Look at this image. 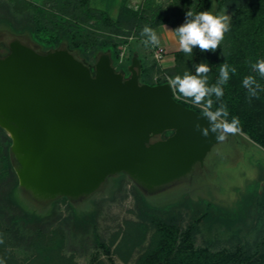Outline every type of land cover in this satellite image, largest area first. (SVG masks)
Masks as SVG:
<instances>
[{
    "label": "trees",
    "instance_id": "trees-1",
    "mask_svg": "<svg viewBox=\"0 0 264 264\" xmlns=\"http://www.w3.org/2000/svg\"><path fill=\"white\" fill-rule=\"evenodd\" d=\"M52 1L54 7L50 8L48 3ZM105 1L107 9L97 10L90 7L91 0H46L43 5L28 3L26 12H21V7L1 3L0 27L13 36L28 35L29 41L42 51L66 48L88 66L92 74L97 58L107 54L116 72L128 77V66L135 57L140 64L139 83L149 86L170 83V77L182 76L185 71L195 74L194 65L200 62L210 67L207 83L211 86L219 78L220 66L227 63L230 78L223 85V97L217 101L212 96L213 110L221 103L226 105L228 121L239 118V130L234 137L247 140L264 153V91L258 92V98L249 100L242 84L244 77L251 75L264 89V77L253 71L249 63L264 59V0H171L167 4L139 0L137 9L127 6L130 0ZM112 9L116 11L114 17L110 15ZM189 11H209L214 15L230 13L229 30L215 51L201 52L198 47L192 49L191 55L177 51L173 54L171 69H161L156 60L149 62L138 54V44H144L146 38L141 36L145 25L153 30L164 25L175 29L184 22ZM1 47L8 50L4 44H0ZM147 47L151 51L157 49L153 45ZM121 52H124L122 58ZM233 67L235 74L231 72ZM156 74L161 76L155 78ZM173 98L185 108L203 114V105L193 104L176 89ZM11 143V138L0 127V189L6 190L0 195V260L4 264H19L5 250L7 246L18 245L17 242L31 253L30 258L20 264H79L73 254L66 256L63 252L66 231L62 224H70L83 235H91L96 251L89 264H106L99 258V252L107 259L116 257L128 264L147 239V245L133 264H264V235H257L256 225L257 220L264 223V184L261 189L255 184L232 209L208 203L200 209L202 201H192L187 195L174 202L155 205L134 185L136 220L126 221L123 229L103 242L96 232L95 211L79 215L72 206L74 200L65 197L39 203L19 187ZM124 177L123 173L117 174L107 178L106 183L116 178L118 186ZM20 189L32 202L49 206L47 215L27 210L18 197ZM59 202L67 204L69 215L61 225L54 227L56 218L53 217H56ZM182 210L187 215L184 227L180 224ZM222 227L224 229L219 230ZM204 234L207 237L204 244L196 245L197 237ZM216 241H224L225 246L216 249Z\"/></svg>",
    "mask_w": 264,
    "mask_h": 264
},
{
    "label": "water",
    "instance_id": "water-1",
    "mask_svg": "<svg viewBox=\"0 0 264 264\" xmlns=\"http://www.w3.org/2000/svg\"><path fill=\"white\" fill-rule=\"evenodd\" d=\"M133 1L127 6L137 9ZM0 44L8 49L0 57V127L12 141L19 187L37 202L88 197L121 173L153 193L192 177L220 143L195 129L207 119L176 102L170 83H139L137 59L125 78L107 54L92 74L63 47L42 51L11 34Z\"/></svg>",
    "mask_w": 264,
    "mask_h": 264
},
{
    "label": "rangeland",
    "instance_id": "rangeland-1",
    "mask_svg": "<svg viewBox=\"0 0 264 264\" xmlns=\"http://www.w3.org/2000/svg\"><path fill=\"white\" fill-rule=\"evenodd\" d=\"M155 1L157 4H167L171 0ZM45 2L46 0H0V4L4 3L9 7H21V12H26L25 10L28 8V3L43 5ZM138 2L140 1L135 0L132 2V5L135 6ZM25 4L26 8H24ZM107 4L108 3L105 0H91L90 7L97 10H106ZM52 6L54 7L53 1L48 3V7L52 8ZM115 13V9L110 10V15L112 17H114ZM223 13L230 16L229 12ZM154 31L159 38V44L156 45V48H161L165 52L162 61H157L156 64H158L161 69H171L174 66V59L171 56V51L179 48L178 38L176 36L177 45L175 47H170L168 45L165 46L161 43V34L158 33L157 29ZM8 32L9 31L6 28L0 27V38L10 34ZM23 38L27 39L28 35H24ZM138 48V54L144 56L147 61L151 62L153 59L156 60L155 57L157 51H151V49L145 46V44L140 43L138 44ZM7 53L8 50L3 47L0 48V55H5ZM133 59L136 58L134 57ZM165 60L167 61L165 62ZM124 70H126V68ZM160 76L161 74H156L155 78ZM263 179L264 153L257 146L249 143L247 140L232 137L228 141H223L215 145L206 156L203 168L196 170L192 177H187L179 182L169 184L165 188L154 190L153 193L149 191V193H144V195H146L150 203L155 205L172 201L174 202L179 200L182 196L187 195L192 201H202L200 209H204L205 204L207 203L221 208L224 207V209H232L239 198H241L243 194H246L250 188H253L255 184L260 185L261 189L264 184ZM114 180L110 179L107 183L105 181L101 188L92 195L74 199L72 202V206L79 215L93 211L96 212V232L103 242H107L116 231L123 229L126 221L136 220L133 213L135 207L132 194L134 191V185H137L126 174L118 186ZM3 189H0L1 196H3V193L6 191ZM18 197L27 210L39 213L41 216L47 215L49 206L43 207L39 205L40 202L37 204L32 202L22 189L18 192ZM10 213L12 212L10 211ZM185 213L186 211H181L182 220H180V224L183 227L187 223V215ZM68 215L69 209L67 204L59 202L55 212L56 217H53L56 218L55 226H53L56 227L61 225V223L67 219ZM256 225L259 230L257 235L259 233L264 235L263 221L257 220ZM62 226L66 231L64 254L66 256L73 254L74 261L79 264H89V260L96 251L92 243L91 235H83L70 224H62ZM222 229H224V227L219 230ZM252 235L251 237H253ZM205 238H207L205 234L198 236L196 245L204 244ZM247 239L249 241L252 240L248 236ZM8 240L9 239L7 238V241ZM223 242L224 241H222V243L221 241H216V249L225 246V242ZM147 243L148 239L143 247L134 253L128 264H133L134 260L143 251V248H145ZM16 244L18 245L13 247L7 246L5 250L14 261L20 264L23 263L25 259L30 258L31 253L26 250L24 244H21L20 242H17ZM99 258L106 264H123L116 257L107 259L102 252H99ZM108 260H111L112 262Z\"/></svg>",
    "mask_w": 264,
    "mask_h": 264
},
{
    "label": "clouds",
    "instance_id": "clouds-1",
    "mask_svg": "<svg viewBox=\"0 0 264 264\" xmlns=\"http://www.w3.org/2000/svg\"><path fill=\"white\" fill-rule=\"evenodd\" d=\"M230 16L225 13L214 15L209 11L193 13L186 12L184 22L175 29L174 32L178 38L179 48L186 54H192V49L198 47L201 52L215 51L223 40L224 33L229 30ZM166 27V26H165ZM141 36L146 37L143 40L145 46L159 44V38L156 32L145 25L141 31ZM250 67L261 77H264V59H258L254 63L251 61ZM195 67V74L185 71L183 75L170 77V86L176 89L182 96L189 98L195 105H203V117L208 121V127H202L199 123L194 127L202 136L208 137L213 134L218 142L224 141L229 134H235L239 130V118L233 117L228 121L229 115L226 105L219 104L213 110L214 95L216 100H220L223 95V85L229 80V66L224 63L220 66V75L217 82L211 86L207 83V74L210 67L205 62H200ZM235 74L236 69L231 68ZM243 87L247 89L249 100L258 98V92L264 91L256 79L249 75L242 81ZM0 264H4L0 260Z\"/></svg>",
    "mask_w": 264,
    "mask_h": 264
},
{
    "label": "crops",
    "instance_id": "crops-1",
    "mask_svg": "<svg viewBox=\"0 0 264 264\" xmlns=\"http://www.w3.org/2000/svg\"><path fill=\"white\" fill-rule=\"evenodd\" d=\"M158 33H160L161 34V36H162V44L163 45H168V46H170V47H175L177 44V42H176V35H175V33L174 32H172V31H170V30H172V28H170V27H168V26H166L165 27V25L164 26H161V27H159L158 29ZM177 51H180V48H177V49H175V50H172L171 52V56L173 57V54L175 53V52H177ZM168 60V59H167ZM167 60H165V62L167 61Z\"/></svg>",
    "mask_w": 264,
    "mask_h": 264
},
{
    "label": "built area",
    "instance_id": "built-area-1",
    "mask_svg": "<svg viewBox=\"0 0 264 264\" xmlns=\"http://www.w3.org/2000/svg\"><path fill=\"white\" fill-rule=\"evenodd\" d=\"M158 49V48H157ZM155 50V51H157V55H156V57H155V59H156V61H162V59H163V57H164V55H165V52H164V50L163 49H158V50ZM124 56V52H121V54H120V58H122Z\"/></svg>",
    "mask_w": 264,
    "mask_h": 264
},
{
    "label": "flooded vegetation",
    "instance_id": "flooded-vegetation-1",
    "mask_svg": "<svg viewBox=\"0 0 264 264\" xmlns=\"http://www.w3.org/2000/svg\"><path fill=\"white\" fill-rule=\"evenodd\" d=\"M8 54V53H7ZM7 54L5 55H0V57H4L6 56ZM126 78V77H125ZM173 134V132L169 131V132H165L163 133L162 135L159 136V140H165L167 139L168 137H170L171 135Z\"/></svg>",
    "mask_w": 264,
    "mask_h": 264
},
{
    "label": "bare ground",
    "instance_id": "bare-ground-1",
    "mask_svg": "<svg viewBox=\"0 0 264 264\" xmlns=\"http://www.w3.org/2000/svg\"><path fill=\"white\" fill-rule=\"evenodd\" d=\"M25 191V190H24ZM26 192V191H25Z\"/></svg>",
    "mask_w": 264,
    "mask_h": 264
}]
</instances>
